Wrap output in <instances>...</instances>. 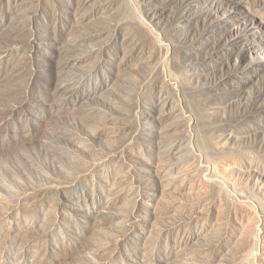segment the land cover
<instances>
[{
  "label": "rangeland",
  "instance_id": "obj_1",
  "mask_svg": "<svg viewBox=\"0 0 264 264\" xmlns=\"http://www.w3.org/2000/svg\"><path fill=\"white\" fill-rule=\"evenodd\" d=\"M0 264H264V0H0Z\"/></svg>",
  "mask_w": 264,
  "mask_h": 264
}]
</instances>
